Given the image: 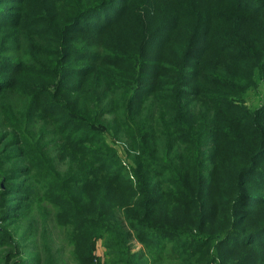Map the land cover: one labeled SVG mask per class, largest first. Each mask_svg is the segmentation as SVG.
Listing matches in <instances>:
<instances>
[{
	"label": "trees",
	"instance_id": "trees-1",
	"mask_svg": "<svg viewBox=\"0 0 264 264\" xmlns=\"http://www.w3.org/2000/svg\"><path fill=\"white\" fill-rule=\"evenodd\" d=\"M28 1L0 0V96L22 74L40 82L20 102L27 117L57 122L51 142L79 162L65 209L89 248L103 242L115 264H146L134 242L156 264H264V103L250 111L243 100L264 88V0H65L21 39ZM152 18V40L165 38L149 54L165 57L146 55L156 86L136 98L102 59L118 26L142 36ZM116 83L129 91L110 127L126 138L124 164L79 137L108 123L102 101ZM12 190L0 214L20 218L31 189L24 179Z\"/></svg>",
	"mask_w": 264,
	"mask_h": 264
},
{
	"label": "rangeland",
	"instance_id": "rangeland-1",
	"mask_svg": "<svg viewBox=\"0 0 264 264\" xmlns=\"http://www.w3.org/2000/svg\"><path fill=\"white\" fill-rule=\"evenodd\" d=\"M64 2L29 0V15L26 13L24 27L15 28L16 35L21 39L22 36H32L38 21L45 17L43 12L49 11L54 15L53 6H63ZM119 27L108 39L113 50L102 59V68L105 71L117 63L124 76L132 80V95L138 98L142 91L152 90L156 86L153 79L155 70L149 69V63L142 65V62L146 55L150 62L157 63L164 59V50L150 55L148 45L160 44L165 35L152 40L160 31V24L155 18L146 22L144 30L147 33L144 32L142 36ZM25 56L27 54L23 52L21 57ZM61 65L58 60L54 61V66ZM80 66L85 67V64L80 63ZM30 76L28 73L19 76L17 79L21 85L0 96V143L8 145V148L0 147V207L4 205L7 192L22 180L25 179L31 189L28 208L20 218H5L0 214V264H34L31 262L34 255L40 258L41 264H115L103 242L92 244L89 248L82 237L83 233L71 221L65 209L69 203L65 193L71 191L74 185L75 169L79 162L69 158L70 155L66 158L62 154V146L51 142L58 139L57 134L60 133L54 119H40L41 112L29 117L25 115L24 102L20 100L26 98L30 91L36 93L40 85ZM107 90L106 98H102V110L106 115L111 113V116L105 115L100 121L108 123L101 128L96 126L92 133L89 129L85 130L79 137L96 139L94 143L97 146L116 151L124 164L125 154L121 148L127 142L126 138L110 127L112 117L116 115L114 111L124 106L127 92L123 85L117 83L108 85ZM243 100L250 111L261 108L264 103L263 86L249 90ZM5 233L9 234L8 239L3 237ZM132 251L133 255H144L146 264H156L150 252L140 244L132 243ZM8 256L9 261L6 260Z\"/></svg>",
	"mask_w": 264,
	"mask_h": 264
}]
</instances>
